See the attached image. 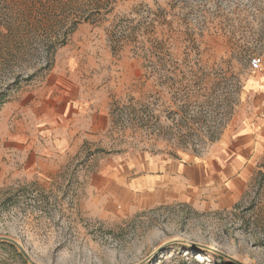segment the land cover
I'll list each match as a JSON object with an SVG mask.
<instances>
[{"label": "rangeland", "instance_id": "obj_1", "mask_svg": "<svg viewBox=\"0 0 264 264\" xmlns=\"http://www.w3.org/2000/svg\"><path fill=\"white\" fill-rule=\"evenodd\" d=\"M254 56L264 59V0H0V264H264V131L229 210L116 205L105 216L87 191L114 160L233 143L261 106ZM58 67L109 98L105 130L63 159L24 122Z\"/></svg>", "mask_w": 264, "mask_h": 264}, {"label": "crops", "instance_id": "obj_2", "mask_svg": "<svg viewBox=\"0 0 264 264\" xmlns=\"http://www.w3.org/2000/svg\"><path fill=\"white\" fill-rule=\"evenodd\" d=\"M260 96V109L248 116L249 128L243 123L238 128L233 143L222 142L203 156L114 160L90 175L87 191L103 206L105 216L116 205L124 212L168 207L198 214L233 208L245 195L263 148L264 93ZM108 108L107 95L87 94L84 84L58 67L29 100L24 122L40 126L44 154L63 159L105 130Z\"/></svg>", "mask_w": 264, "mask_h": 264}, {"label": "built area", "instance_id": "obj_3", "mask_svg": "<svg viewBox=\"0 0 264 264\" xmlns=\"http://www.w3.org/2000/svg\"><path fill=\"white\" fill-rule=\"evenodd\" d=\"M249 68L253 71L264 70V59L262 57H252L249 60Z\"/></svg>", "mask_w": 264, "mask_h": 264}, {"label": "trees", "instance_id": "obj_4", "mask_svg": "<svg viewBox=\"0 0 264 264\" xmlns=\"http://www.w3.org/2000/svg\"><path fill=\"white\" fill-rule=\"evenodd\" d=\"M259 57V56H258ZM49 62H46V65L43 67V69L45 68V69H47V68H49ZM9 244V243H8ZM9 245H11V246H13L12 244H9Z\"/></svg>", "mask_w": 264, "mask_h": 264}]
</instances>
